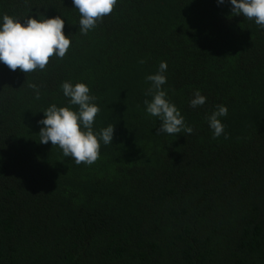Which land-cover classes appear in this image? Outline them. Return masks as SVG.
I'll return each instance as SVG.
<instances>
[{"label": "trees", "instance_id": "16d2710c", "mask_svg": "<svg viewBox=\"0 0 264 264\" xmlns=\"http://www.w3.org/2000/svg\"><path fill=\"white\" fill-rule=\"evenodd\" d=\"M231 9L118 0L81 35L72 0H0V15H61L72 35L43 71L0 63V264H264V28ZM161 61L191 135L146 113ZM64 81L96 97L94 132L115 125L91 165L39 143L41 111L69 106ZM197 89L207 101L192 108Z\"/></svg>", "mask_w": 264, "mask_h": 264}, {"label": "clouds", "instance_id": "9594fccd", "mask_svg": "<svg viewBox=\"0 0 264 264\" xmlns=\"http://www.w3.org/2000/svg\"><path fill=\"white\" fill-rule=\"evenodd\" d=\"M218 5L228 3L232 6V15L243 16L254 20L260 28H264V0H216ZM73 8L80 14L79 32L86 35L94 29L98 21L111 14L118 5V0H72ZM43 17V18H41ZM65 18L61 15L45 17L38 12L21 19L8 14L0 15V63L10 70L19 69L22 73L43 71L50 58L62 59L69 50L72 35L64 34ZM167 62L161 61L158 71L148 75L151 86L147 95L151 100H145L146 113L157 117L161 122L159 132L169 135H191L193 127L185 123V117L180 109L170 100L163 85L167 83ZM35 88V85H31ZM60 88L68 99V105L57 107L52 104L43 112V118L37 123L42 125L39 143L58 146L65 157H71L77 165L93 164L100 156V144L112 143L115 125H108L99 132H94L93 124L100 111L95 103L96 97L90 94V88L83 82L72 83L64 81ZM38 95V92H37ZM207 97L199 89L193 93L189 101L192 108L203 106ZM72 106H76L73 108ZM228 115L224 104L206 117L208 126L214 138L225 134L222 119ZM158 132V133H159Z\"/></svg>", "mask_w": 264, "mask_h": 264}]
</instances>
